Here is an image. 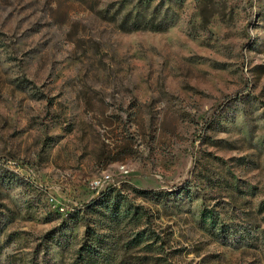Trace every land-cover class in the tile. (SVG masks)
I'll use <instances>...</instances> for the list:
<instances>
[{"label": "rangeland", "instance_id": "obj_1", "mask_svg": "<svg viewBox=\"0 0 264 264\" xmlns=\"http://www.w3.org/2000/svg\"><path fill=\"white\" fill-rule=\"evenodd\" d=\"M92 249L264 264V0H0V264Z\"/></svg>", "mask_w": 264, "mask_h": 264}, {"label": "trees", "instance_id": "obj_2", "mask_svg": "<svg viewBox=\"0 0 264 264\" xmlns=\"http://www.w3.org/2000/svg\"><path fill=\"white\" fill-rule=\"evenodd\" d=\"M113 206H115V205H113ZM86 256H87V258H85L84 264H104V262L106 260L103 256L100 255L99 252H96L95 249L88 251Z\"/></svg>", "mask_w": 264, "mask_h": 264}, {"label": "built area", "instance_id": "obj_3", "mask_svg": "<svg viewBox=\"0 0 264 264\" xmlns=\"http://www.w3.org/2000/svg\"><path fill=\"white\" fill-rule=\"evenodd\" d=\"M105 179H106V178H105ZM101 182H102V180L98 179L97 181L94 182V186H95V187H99V186H101V184H102Z\"/></svg>", "mask_w": 264, "mask_h": 264}]
</instances>
